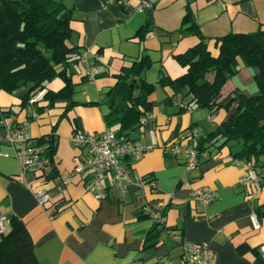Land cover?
Returning <instances> with one entry per match:
<instances>
[{
	"label": "crops",
	"instance_id": "obj_1",
	"mask_svg": "<svg viewBox=\"0 0 264 264\" xmlns=\"http://www.w3.org/2000/svg\"><path fill=\"white\" fill-rule=\"evenodd\" d=\"M141 1L63 0L72 10L73 41L89 61L105 64L108 71L88 79L80 62L73 65L74 104L63 116L65 102L31 120L27 115L33 113L32 106L7 117L13 124L27 120L33 139L52 133L57 148L52 161L56 175L47 177L50 166L22 174L12 147H0V215L8 218L3 233L9 230L10 217L22 220L40 264H184V240L208 241L216 264H264L258 250L264 243V186L256 180L255 196L246 195L238 182L246 173L245 163L232 158L224 146L188 167L181 154H164L160 147L170 140L191 144L188 133H208L225 120L236 102L211 115L206 108L189 106L192 94L187 88L169 97L172 88L158 82L162 73L174 78L185 72L174 56L198 41L195 34L181 30L185 12L192 14L209 50L216 54L217 37L264 29V0H154L152 8L140 11ZM149 18L150 29L140 39L137 31ZM144 55L149 65L139 76L154 84L149 96L155 102L154 117L145 126L139 124L130 137L143 139L154 148L132 163V182L124 193L105 183L106 196L96 198L86 187L85 172L64 184L62 178L72 169L73 156L78 153L71 141L74 126L93 133L106 128L103 115L108 107L88 103L98 102L115 83L116 75ZM254 84L248 67L241 66L226 81L218 100L233 96L235 87L254 93ZM62 85L55 77L47 88L57 90ZM19 103L18 96L0 90V108H15ZM145 175L151 184L140 186L138 181ZM199 187L215 191L207 205H197L190 198ZM37 188L49 193L46 205L38 203ZM145 207L160 212L163 222L155 225L151 215L140 216ZM253 212L259 215L258 229L250 221ZM152 229L157 242L148 246L145 241Z\"/></svg>",
	"mask_w": 264,
	"mask_h": 264
},
{
	"label": "trees",
	"instance_id": "obj_2",
	"mask_svg": "<svg viewBox=\"0 0 264 264\" xmlns=\"http://www.w3.org/2000/svg\"><path fill=\"white\" fill-rule=\"evenodd\" d=\"M72 18V10L63 0H0V90L20 99L17 108H0V117L7 121L8 116L32 106L34 114L27 115L31 120L58 102H65L60 115L63 116L73 106L72 66L79 62L83 49L73 41ZM149 20L137 31L140 39L150 29ZM182 26V31L198 37L194 45L174 56L186 70L174 78L162 73L158 82L172 88L169 97L187 88L192 94L189 106L206 108L211 115L218 108H229L233 101L236 102L225 120L208 133L190 138L186 135L197 150L198 163L227 146L232 158L249 163L243 175L264 186V29L219 36L216 38L217 53L212 54L207 38L188 11L183 15ZM148 65L145 55L132 61L116 75L115 83L98 102L88 103L108 107L103 119L106 128L117 135L132 138L130 134L138 128L140 116L152 111L155 105L149 98L154 84L139 76ZM241 66L250 70L257 91L247 93L235 87L233 96L218 100L226 81L237 74ZM55 77H59L63 85L57 90L47 88L48 82ZM42 89V97L30 101ZM35 140L47 144L46 167L50 166L47 177L55 176L52 161L57 145L53 134L41 135ZM146 178L147 175L142 177ZM140 213V216L148 215L141 210ZM9 222V230L2 232L0 237V264H40L24 222L14 216ZM159 223L154 221L155 225ZM153 230L147 235L145 245L156 244ZM259 258L262 260L260 255Z\"/></svg>",
	"mask_w": 264,
	"mask_h": 264
},
{
	"label": "built area",
	"instance_id": "obj_3",
	"mask_svg": "<svg viewBox=\"0 0 264 264\" xmlns=\"http://www.w3.org/2000/svg\"><path fill=\"white\" fill-rule=\"evenodd\" d=\"M154 0H142L137 9L142 11L145 8H152ZM79 62L84 67V75L88 79H94L98 75L105 74L108 68L101 62L89 61L86 53L83 51ZM44 90H39L30 98V101L38 100L42 97ZM154 117L152 111H149L139 118V124H145ZM143 131L145 127L142 128ZM196 136L194 133H188V137ZM71 141L78 149V153L73 156L72 169L63 176L62 182L69 183L72 179L86 173V187L96 198L106 196V187L110 186L119 189L124 193L130 185L131 165L134 161L141 158L145 152L154 148L140 138H128L125 135H117L110 128H105L101 133L87 132L74 128L71 134ZM10 145L14 156L19 160L21 172H36L46 167V143H38L31 138L28 131V121L24 120L17 124L8 123L5 118L0 117V147ZM164 154H181L184 157L185 164L188 167H195L198 163L197 150L192 145H184L181 141H166L160 145ZM245 166H249L246 163ZM239 184L244 187L248 197L255 196L257 192L256 182L246 175H242ZM140 186L151 184L146 179L138 181ZM35 196L40 205H46L50 200V195L42 188H37ZM215 196V191L206 187H199L192 191L190 198L200 206L207 205ZM143 213L151 215L154 221L163 222V216L158 211H152L148 207L141 210ZM8 221L5 215H0V232L4 230V224ZM250 221L254 229L260 227V219L253 212L250 215ZM182 259L184 264H216L214 262V253L208 241L195 242L184 240L182 242ZM259 253L264 260V243L259 245Z\"/></svg>",
	"mask_w": 264,
	"mask_h": 264
},
{
	"label": "rangeland",
	"instance_id": "obj_4",
	"mask_svg": "<svg viewBox=\"0 0 264 264\" xmlns=\"http://www.w3.org/2000/svg\"><path fill=\"white\" fill-rule=\"evenodd\" d=\"M51 80H52V79H51ZM51 80H50V81H51ZM50 81H49V82H50ZM49 82H48V83H49ZM254 83H255V82H254ZM254 85H255V84H254ZM254 87L256 88V85H255ZM248 91H250V89H248ZM14 107L17 108L18 106H14Z\"/></svg>",
	"mask_w": 264,
	"mask_h": 264
},
{
	"label": "water",
	"instance_id": "obj_5",
	"mask_svg": "<svg viewBox=\"0 0 264 264\" xmlns=\"http://www.w3.org/2000/svg\"><path fill=\"white\" fill-rule=\"evenodd\" d=\"M32 138V137H31Z\"/></svg>",
	"mask_w": 264,
	"mask_h": 264
}]
</instances>
